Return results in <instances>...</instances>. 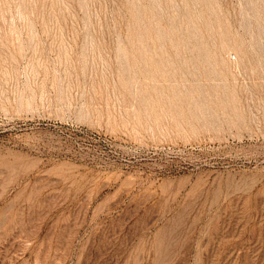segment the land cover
I'll list each match as a JSON object with an SVG mask.
<instances>
[{"label": "rangeland", "instance_id": "374dc122", "mask_svg": "<svg viewBox=\"0 0 264 264\" xmlns=\"http://www.w3.org/2000/svg\"><path fill=\"white\" fill-rule=\"evenodd\" d=\"M0 264H264V0H0Z\"/></svg>", "mask_w": 264, "mask_h": 264}, {"label": "bare ground", "instance_id": "6f19581e", "mask_svg": "<svg viewBox=\"0 0 264 264\" xmlns=\"http://www.w3.org/2000/svg\"><path fill=\"white\" fill-rule=\"evenodd\" d=\"M235 63V62H234Z\"/></svg>", "mask_w": 264, "mask_h": 264}]
</instances>
